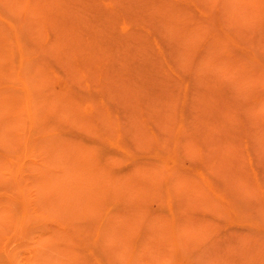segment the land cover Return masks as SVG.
Segmentation results:
<instances>
[{
    "label": "rangeland",
    "instance_id": "374dc122",
    "mask_svg": "<svg viewBox=\"0 0 264 264\" xmlns=\"http://www.w3.org/2000/svg\"><path fill=\"white\" fill-rule=\"evenodd\" d=\"M0 264H264V0H0Z\"/></svg>",
    "mask_w": 264,
    "mask_h": 264
}]
</instances>
